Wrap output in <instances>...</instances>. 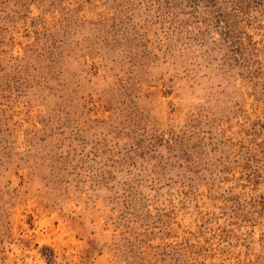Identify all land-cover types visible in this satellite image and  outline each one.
<instances>
[{
	"label": "rangeland",
	"instance_id": "rangeland-1",
	"mask_svg": "<svg viewBox=\"0 0 264 264\" xmlns=\"http://www.w3.org/2000/svg\"><path fill=\"white\" fill-rule=\"evenodd\" d=\"M0 264H264V0H0Z\"/></svg>",
	"mask_w": 264,
	"mask_h": 264
}]
</instances>
